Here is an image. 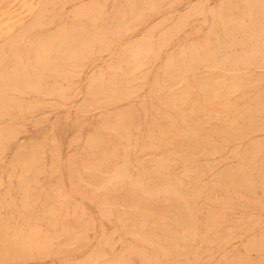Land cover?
<instances>
[{
    "label": "bare ground",
    "instance_id": "6f19581e",
    "mask_svg": "<svg viewBox=\"0 0 264 264\" xmlns=\"http://www.w3.org/2000/svg\"><path fill=\"white\" fill-rule=\"evenodd\" d=\"M85 1L0 0V264H264V0Z\"/></svg>",
    "mask_w": 264,
    "mask_h": 264
},
{
    "label": "rangeland",
    "instance_id": "374dc122",
    "mask_svg": "<svg viewBox=\"0 0 264 264\" xmlns=\"http://www.w3.org/2000/svg\"><path fill=\"white\" fill-rule=\"evenodd\" d=\"M196 0H190L189 2H195ZM215 1L216 0H207V2H209V3H215ZM94 2V0H87V1H85V3H93ZM1 7H5V8H7V9H9L10 10V12H12V16L14 17V16H18V15H20V12H21V10H20V8H19V5H17L16 3H14L13 5H9V6H7V5H2ZM6 10V9H5ZM61 18H63V19H71V16H69V14L67 15V16H65V17H61ZM21 22H19L18 24H20ZM16 28H18V25L16 26ZM0 40L1 41H3L4 40V38H0Z\"/></svg>",
    "mask_w": 264,
    "mask_h": 264
}]
</instances>
